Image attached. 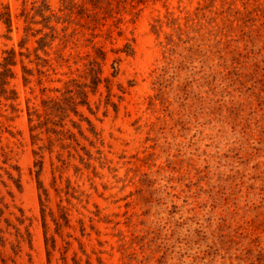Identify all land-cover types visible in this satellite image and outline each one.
<instances>
[{"label":"rangeland","instance_id":"374dc122","mask_svg":"<svg viewBox=\"0 0 264 264\" xmlns=\"http://www.w3.org/2000/svg\"><path fill=\"white\" fill-rule=\"evenodd\" d=\"M11 49L0 264H48L37 157L48 209L62 204L70 218L58 233L48 218L51 264H64L66 247L70 264L74 254L82 264H264V0H0V62ZM73 82L87 85L91 107L65 120L77 139L63 148L53 134L49 151L36 128L34 144L28 112Z\"/></svg>","mask_w":264,"mask_h":264},{"label":"trees","instance_id":"16d2710c","mask_svg":"<svg viewBox=\"0 0 264 264\" xmlns=\"http://www.w3.org/2000/svg\"><path fill=\"white\" fill-rule=\"evenodd\" d=\"M5 14L6 16L4 20L6 24L8 25V27H10L11 17H10L9 10H7ZM236 14L239 15L240 12L238 11L236 12ZM247 15L246 17L245 16L243 17L246 19V21L247 19H249ZM46 37H47V33L41 36L37 40L38 46L35 48L36 51L37 49L43 48L45 46L44 41ZM14 58H15V50L11 49L7 51V55L0 62V98L4 97L6 99H11L16 96V91L8 88L10 79L14 76V70L12 68V66L14 65ZM262 68L264 69V65L262 66ZM23 69L25 72H28V73L32 72L30 69H26V67H23ZM24 81L25 83H27L29 81L28 77H24ZM97 83H98L97 81L94 82L95 85ZM86 86L87 85L84 83L73 82L71 86L66 87V89L63 91L61 96L57 98L43 99V102H42L43 108H44L43 111H39V109L38 110L36 109V111L34 112H31V111L28 112V120L30 123V130L32 132V140L34 144L36 143L37 136H38V134H33V131L36 128L44 129V132H46L49 135L50 137L49 142L46 146H44L48 148L49 151H52V145H53L54 140L51 139V136L53 134L56 136L57 140H60L63 148H67L68 146L67 143L63 142L65 139H73V140L77 139L75 136V133L69 128H66L65 120L69 118L71 113L80 114L78 110L79 104L87 105L88 109L91 110V107L89 106V101H88V91L85 88ZM251 88L252 86H249L247 89L251 90ZM258 96L259 98H262L261 102L264 103V87ZM33 115H35L38 118L37 125L32 124L34 120ZM82 120H85L87 122L89 131L97 135V131L91 119L87 116H83ZM70 121L72 122L74 127H77L79 131L82 134H84L80 123H78L73 118H70ZM44 147H40V150H43ZM83 149L85 153L87 154V157H84V156L81 157L82 163L85 165V167L90 168L92 166L91 159L94 157L93 153L91 149H89L88 147H83ZM34 154L36 157L40 156V151L35 149ZM59 158L62 164L61 166H59L58 164L54 165V161H52V165L54 166V169L55 168L62 169L64 167V164L66 162L65 158L62 157V154H59ZM35 166H37L35 174H36V180H37V188L39 192V203H40V212H41V219H42V226H43L44 243H45V248H46V256H47L48 264H51L52 253L56 249V246H57V239H56L55 233L61 232L63 227L69 226L70 218L66 211V206L62 204H60V212L58 214H56L53 209H48L47 202L49 201L50 193H49V189L46 186L44 180L41 178V174H42L43 167H44V160L42 157H37V159L35 160ZM76 168L77 170L80 169V167L78 166ZM10 177H13L11 173H10ZM55 180H56V176H54V182ZM15 181L18 182L17 179H15ZM17 184L18 186H20L19 183ZM48 218H50L55 224L54 234L49 233L50 223H49ZM81 224H82L81 229L84 232L85 227H84V222L82 220H81ZM65 242L68 245L70 244L69 240H66ZM80 247L83 250V253H85V249L83 248L82 243H80ZM66 251H67V247L62 256L63 262L64 264H70L68 261V256L65 254ZM72 261H73V264H82L81 258H79L77 254L73 255ZM87 261L88 263H90L89 256L87 257ZM99 261L102 264L101 258L99 259Z\"/></svg>","mask_w":264,"mask_h":264}]
</instances>
